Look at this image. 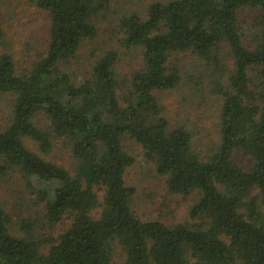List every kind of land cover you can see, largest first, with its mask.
Returning <instances> with one entry per match:
<instances>
[{
	"label": "trees",
	"instance_id": "16d2710c",
	"mask_svg": "<svg viewBox=\"0 0 264 264\" xmlns=\"http://www.w3.org/2000/svg\"><path fill=\"white\" fill-rule=\"evenodd\" d=\"M110 2L33 0L50 16V38L19 71L2 48L0 1V91L16 96L11 120L0 127V181L20 173L50 224L71 219L57 235L37 237L0 202V264H264V0H156L146 17L124 14L119 43L141 53L130 76L118 68L116 47L75 64L98 37ZM246 9L255 13L252 25ZM189 50L210 63L232 60L231 68L220 64V142L207 154L195 149L189 128L171 125L156 94L179 84L170 56ZM41 113L45 128L35 120ZM128 136L173 192L197 194L189 220L169 225L137 215V189L126 181L135 161ZM55 137L71 145L73 170L47 157Z\"/></svg>",
	"mask_w": 264,
	"mask_h": 264
},
{
	"label": "rangeland",
	"instance_id": "374dc122",
	"mask_svg": "<svg viewBox=\"0 0 264 264\" xmlns=\"http://www.w3.org/2000/svg\"><path fill=\"white\" fill-rule=\"evenodd\" d=\"M0 1L6 31L2 48L14 55L20 71L29 67L44 52L50 38V16L47 11L37 7L33 0ZM152 1L156 0H111L110 7L98 18V37L84 44L75 64L78 61L87 63L106 49L116 47L120 50L118 68L123 75L128 76L140 66L141 53L136 49H126L119 43L123 37L119 19L130 12H138L146 17L148 5ZM254 15L252 10L246 9L243 13L246 23L252 25ZM228 52V47L222 49L225 56H229ZM169 63L172 67L179 68L181 80L173 88L156 92L163 106V113L172 126L184 125L192 131L196 150L210 153L220 142L222 96L216 91V87L225 78V68L221 65L226 63L227 68H231L232 60L228 57L222 63H210L189 50L173 52ZM15 97L12 92L0 91V127H5L11 120ZM45 119V113H41L35 120L37 125L45 128ZM27 142L30 147L37 148L31 138H27ZM125 149L135 158L127 170L126 181L137 189L133 201L137 215L145 220L159 219L169 225L189 220V209L197 194L186 196L173 192L168 186V176L158 173L156 162L146 156L145 149L133 137H126ZM47 157L70 170L74 168L71 145L65 138H54L52 152ZM238 160L247 165L243 157L238 156ZM0 202L12 213L14 221L28 220L31 231L37 237L57 235L71 222L70 218H65L58 224H50L43 203L37 197V191L28 179L17 172L0 181ZM117 261L123 263V257H117Z\"/></svg>",
	"mask_w": 264,
	"mask_h": 264
}]
</instances>
